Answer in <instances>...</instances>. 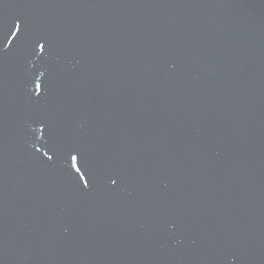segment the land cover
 Wrapping results in <instances>:
<instances>
[{
	"label": "water",
	"instance_id": "95a60500",
	"mask_svg": "<svg viewBox=\"0 0 264 264\" xmlns=\"http://www.w3.org/2000/svg\"><path fill=\"white\" fill-rule=\"evenodd\" d=\"M0 264H264V0H0Z\"/></svg>",
	"mask_w": 264,
	"mask_h": 264
},
{
	"label": "snow or ice",
	"instance_id": "6c2138e0",
	"mask_svg": "<svg viewBox=\"0 0 264 264\" xmlns=\"http://www.w3.org/2000/svg\"><path fill=\"white\" fill-rule=\"evenodd\" d=\"M40 47L43 48L44 46L43 45H40ZM75 159H76V157H73V160H75Z\"/></svg>",
	"mask_w": 264,
	"mask_h": 264
}]
</instances>
